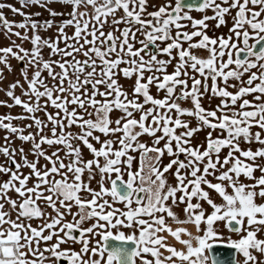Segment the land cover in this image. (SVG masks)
<instances>
[{"label": "snow or ice", "instance_id": "1", "mask_svg": "<svg viewBox=\"0 0 264 264\" xmlns=\"http://www.w3.org/2000/svg\"><path fill=\"white\" fill-rule=\"evenodd\" d=\"M18 3L0 2V107L22 109L0 115V264H264V0Z\"/></svg>", "mask_w": 264, "mask_h": 264}, {"label": "rangeland", "instance_id": "2", "mask_svg": "<svg viewBox=\"0 0 264 264\" xmlns=\"http://www.w3.org/2000/svg\"><path fill=\"white\" fill-rule=\"evenodd\" d=\"M0 2L10 3V4H13L15 7H18V8L20 7V4L18 3V0H0ZM3 11H4L5 15L11 17V18L13 19V21L20 22V21L22 20V17L13 14V13H12L10 10H8V9H4ZM25 11H30V12H33V13H34V12L38 11V9H36V8H32V9H27V10H25ZM190 14H191V15L193 16V18H195V19H200V18H202L204 15H209V16L213 15V13L211 12V10H208V11H206L205 13H201V12H197V11H192ZM233 14H234V12H233ZM44 15H48V14H47L46 12H44L42 17H44ZM34 18H35V17H34ZM44 18H47V17L45 16ZM12 19H11V20H12ZM185 23H188V22H185ZM215 23H216L215 21H211V20L208 21V24L210 25V27H209V29H208V35H209V36H216V34H217V32H215V29H214V27H213V26L215 25ZM186 30L191 31L192 29H191V28H188V29H186ZM69 33H71V30H69ZM227 33H228V32H227ZM42 35H45V36H52V35H54V30H53V31H50V32H48V33H42ZM13 39H16V38L13 37ZM195 39L198 40L199 38H195ZM19 42H20V41L17 40V43H19ZM250 42H252V41H250ZM9 43H10V42H9L7 39H5V37H4L2 34H0V47L8 46ZM61 46H63V45H61ZM24 47L29 48V47H31V45L28 44V43H25V44H24ZM44 55H45V58H47V49H45ZM200 55H201L202 57H207L208 53H207L206 51H201V52H200ZM11 63H12V65H13V68H14L17 72L19 71V68L22 67V65H18V63H17L15 60H12ZM172 70H173V69L171 68V70H168V71L171 72ZM253 71H256V70L253 69ZM5 75H6L7 79L3 82V84H0V87H6L8 83L13 82V76H12V75L7 74V72L5 73ZM45 75H46V73H45ZM145 75H148V73H145ZM246 78H247V76L245 77V79H246ZM120 82H121L122 84H124L125 88H129V85L131 84V81H126V80H123V79H122ZM232 82L234 83V81H232ZM210 83H211V81H209V84H210ZM129 90H130V89H129ZM228 90L234 92L236 89L229 88ZM16 94H17V95L20 94V90H19V89L16 90ZM152 94H153L154 96L157 95V93H156V89H155L154 87L152 88ZM160 95L162 96L163 94L161 93ZM248 99H251V96H249ZM0 100H8V98L4 95V92H3V91H0ZM8 102L11 103V101H8ZM218 103H219V100H213L211 106L214 108L215 105L218 104ZM203 105H204L205 108H208V107H209L207 100H205V101L203 102ZM182 106H183V107H191L190 103H185V104H183ZM49 111H53V109L50 108ZM21 112H22V109H21L19 106H17V107H13V108H11V109H9V108H7V107H0V115H5V114H8V113H11L12 115L15 116V115H19V114H21ZM41 115H42V114H41ZM115 115H119V113H115L114 116H115ZM184 119L188 120V119H191V118L185 117ZM29 122H30V121H23V122H20V121H14V123H24V124L29 123ZM192 122H193V124L195 123L194 120H193ZM258 130H259V129L253 128V132L258 131ZM4 135H5V133H4L3 131H0V144H3V139H2V138H3ZM204 136H205V133H204V132L199 133V134H198V139H197V140H194L193 142H194V143H199L201 140H203ZM142 139H147V137H144V138H142ZM20 144H21V142H20L19 140H16V141H15V144H14L13 146H14V147H18ZM28 147H29V146H27V149H28ZM242 147L247 148V147H249V146H248V145H242ZM251 147L253 148V150H255L257 147H259V145H257V144H253V145H251ZM27 149H26V150H27ZM226 152H227V150H224V153H225V154H226ZM222 155H223V154H222ZM29 157H30V156H29ZM17 158H19V157H17ZM85 158H86V159H90V158H91V156L88 154L87 150H85ZM3 161H4V158H3L2 156H0V162H3ZM165 161L167 162V157L165 158ZM256 175L259 176L260 173L257 172ZM3 179H6V177H3L2 175H0V180H3ZM125 179H126V177H125ZM31 183H32V182L30 181V184H31ZM92 187H93V188L96 187L95 182H93ZM12 195L14 196L15 194L13 193ZM214 195H215V194H214ZM217 202H219V199H218V198H217ZM204 207H205V208H208V206H207L206 204L204 205ZM49 211H51V210H49ZM176 211L180 214L181 218H183V214H182V212H180L179 209H176ZM208 211L210 212L211 209L209 208ZM33 226H36V224H35L34 222H33ZM172 227H173V229H175L176 227H178V225L173 224ZM187 227L189 228L190 231H192V228H191L190 226H187ZM226 236H227V234H226ZM232 238L235 239V238H238V237H236V236L233 235ZM261 238H264V235H262ZM225 242H226V241H225ZM171 244L174 245L177 249H181V248H182V246H181L179 243H177V242L174 240V238H172V237H171ZM240 260H242V257L237 256V261H240ZM209 264H210V262H209Z\"/></svg>", "mask_w": 264, "mask_h": 264}, {"label": "flooded vegetation", "instance_id": "3", "mask_svg": "<svg viewBox=\"0 0 264 264\" xmlns=\"http://www.w3.org/2000/svg\"><path fill=\"white\" fill-rule=\"evenodd\" d=\"M231 23H232V22H231V19L229 18V27H231ZM215 32H217L216 36H220L221 34L227 35L228 27H221V28H219V29H215ZM253 42H254V41H252V42H250V43H253ZM185 47H186V45H185ZM162 58L167 59V57H162ZM168 70H171V67H169ZM246 79H247V78H246ZM27 146L30 147V145L25 144V145H24L25 149H27ZM29 147H28V148H29ZM222 154H225V153H222ZM29 159L31 160V159H33V157L30 155ZM41 163H43V161H41ZM23 171H24L25 173H27V172H28V169H23ZM74 211H75V209H74ZM69 219H71V218L69 217ZM34 223L36 224L35 221H34ZM173 224H174V223H173ZM173 224H171L170 226L172 227ZM86 226H87V225H86ZM188 226H190V227L192 228V232L195 233V228H194L193 226H191V225H188ZM168 243L171 244V236L168 237ZM126 246H127L129 249H131V248L134 247V245H133V244H130V243H129L128 245H126ZM76 248H77V250H78V249H79V245H77ZM165 254H167V253H165Z\"/></svg>", "mask_w": 264, "mask_h": 264}, {"label": "crops", "instance_id": "4", "mask_svg": "<svg viewBox=\"0 0 264 264\" xmlns=\"http://www.w3.org/2000/svg\"><path fill=\"white\" fill-rule=\"evenodd\" d=\"M151 2L152 3H156V4H162V3H164V0H151ZM152 9L150 8L149 9V11H151ZM47 17L48 15H44V17ZM44 17H40L39 19H43ZM7 18L9 19V20H11L12 18L11 17H9V16H7ZM12 21H13V19H12Z\"/></svg>", "mask_w": 264, "mask_h": 264}, {"label": "water", "instance_id": "5", "mask_svg": "<svg viewBox=\"0 0 264 264\" xmlns=\"http://www.w3.org/2000/svg\"><path fill=\"white\" fill-rule=\"evenodd\" d=\"M185 3L186 4H195V3H197V0H185ZM109 243H110V246H111V244H113L115 242H109ZM225 255H229V253L225 252ZM236 259H237V257H236Z\"/></svg>", "mask_w": 264, "mask_h": 264}]
</instances>
